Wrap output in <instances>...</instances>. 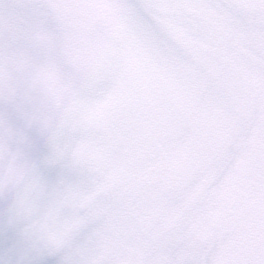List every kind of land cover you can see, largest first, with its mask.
<instances>
[{
    "label": "snow or ice",
    "instance_id": "obj_1",
    "mask_svg": "<svg viewBox=\"0 0 264 264\" xmlns=\"http://www.w3.org/2000/svg\"><path fill=\"white\" fill-rule=\"evenodd\" d=\"M146 50L166 75L134 102L126 85ZM57 51L63 79L39 69L45 103L69 97L60 127L97 134L84 160L93 188L62 201L87 212L66 231L104 221L67 264H264V244L242 260L203 252L250 174L264 232V0H15L0 13V94H15L10 63ZM109 78L117 86L102 100L81 95Z\"/></svg>",
    "mask_w": 264,
    "mask_h": 264
},
{
    "label": "clouds",
    "instance_id": "obj_2",
    "mask_svg": "<svg viewBox=\"0 0 264 264\" xmlns=\"http://www.w3.org/2000/svg\"><path fill=\"white\" fill-rule=\"evenodd\" d=\"M126 2L137 4L138 0ZM14 4L15 0H0V13H9ZM45 64L53 67L54 80L63 79L57 51L24 68L10 63L7 72L15 94L7 98L0 94V264H67L104 222L83 224L67 234L68 226L87 210H74L62 201L67 189L87 192L93 188L84 160L96 146L97 134L79 126L60 127L63 106L70 98L66 96L59 108L45 103L51 83L39 73ZM165 75L159 57L146 50L126 91L135 102L145 94L146 86ZM116 86L117 80L109 78L81 95L90 102L99 101ZM129 115L141 118L146 114L134 108ZM189 135L191 130L185 129L178 140ZM235 151L230 149L226 158L233 168ZM255 186L256 177L250 174L234 194L227 227L212 229L204 239L203 252L209 262L221 250L230 259L242 260L264 244V232L255 220Z\"/></svg>",
    "mask_w": 264,
    "mask_h": 264
}]
</instances>
